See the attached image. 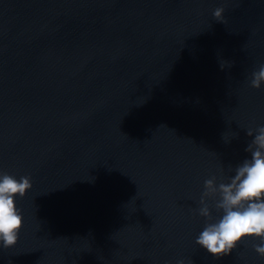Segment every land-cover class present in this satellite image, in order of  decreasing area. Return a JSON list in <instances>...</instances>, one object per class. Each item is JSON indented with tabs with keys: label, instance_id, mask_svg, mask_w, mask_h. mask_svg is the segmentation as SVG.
<instances>
[{
	"label": "water",
	"instance_id": "obj_1",
	"mask_svg": "<svg viewBox=\"0 0 264 264\" xmlns=\"http://www.w3.org/2000/svg\"><path fill=\"white\" fill-rule=\"evenodd\" d=\"M261 64L264 0H0V174L32 183L0 264H264L195 244L204 181L264 125Z\"/></svg>",
	"mask_w": 264,
	"mask_h": 264
},
{
	"label": "clouds",
	"instance_id": "obj_2",
	"mask_svg": "<svg viewBox=\"0 0 264 264\" xmlns=\"http://www.w3.org/2000/svg\"><path fill=\"white\" fill-rule=\"evenodd\" d=\"M223 7L213 11L216 21L223 23ZM231 67L227 61L220 62V68ZM264 83V64L251 73L249 86L259 89ZM255 132V135H254ZM253 137L245 151V159L235 167L228 182L216 184V177L204 181L197 214L204 218L205 225L195 244L206 249L213 256L229 254L243 237L258 238L253 245L254 252L264 258V125L249 128L246 133ZM32 187L28 176L16 179L9 174H0V248L16 245L22 228V215L16 207L15 197L23 198ZM213 201L210 206L208 201ZM211 207L220 213L213 218ZM177 264H183L178 261Z\"/></svg>",
	"mask_w": 264,
	"mask_h": 264
}]
</instances>
